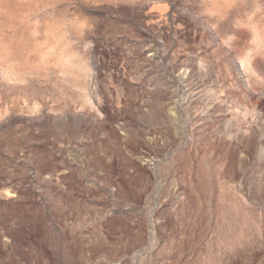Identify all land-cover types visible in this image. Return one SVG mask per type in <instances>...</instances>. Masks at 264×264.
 <instances>
[{
  "label": "rangeland",
  "instance_id": "rangeland-1",
  "mask_svg": "<svg viewBox=\"0 0 264 264\" xmlns=\"http://www.w3.org/2000/svg\"><path fill=\"white\" fill-rule=\"evenodd\" d=\"M0 264H264V0H0Z\"/></svg>",
  "mask_w": 264,
  "mask_h": 264
},
{
  "label": "bare ground",
  "instance_id": "bare-ground-1",
  "mask_svg": "<svg viewBox=\"0 0 264 264\" xmlns=\"http://www.w3.org/2000/svg\"><path fill=\"white\" fill-rule=\"evenodd\" d=\"M236 63H237V62H236ZM236 65H237V64H236ZM236 65H235V66H236ZM238 66H239V65H238ZM236 69H241V66H240V68L238 67V68H236ZM236 71H237V70H236Z\"/></svg>",
  "mask_w": 264,
  "mask_h": 264
}]
</instances>
